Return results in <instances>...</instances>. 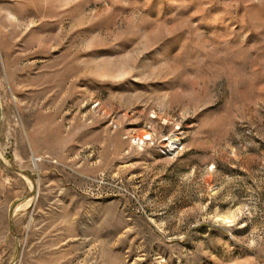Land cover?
I'll list each match as a JSON object with an SVG mask.
<instances>
[{
    "label": "rangeland",
    "instance_id": "1",
    "mask_svg": "<svg viewBox=\"0 0 264 264\" xmlns=\"http://www.w3.org/2000/svg\"><path fill=\"white\" fill-rule=\"evenodd\" d=\"M264 0H0V264H262Z\"/></svg>",
    "mask_w": 264,
    "mask_h": 264
},
{
    "label": "built area",
    "instance_id": "2",
    "mask_svg": "<svg viewBox=\"0 0 264 264\" xmlns=\"http://www.w3.org/2000/svg\"><path fill=\"white\" fill-rule=\"evenodd\" d=\"M262 264H264V262Z\"/></svg>",
    "mask_w": 264,
    "mask_h": 264
}]
</instances>
